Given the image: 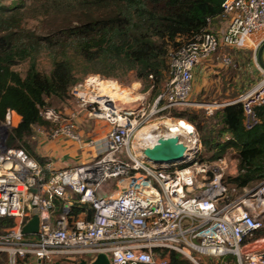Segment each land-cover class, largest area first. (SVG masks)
<instances>
[{
	"label": "built area",
	"instance_id": "2783aa9c",
	"mask_svg": "<svg viewBox=\"0 0 264 264\" xmlns=\"http://www.w3.org/2000/svg\"><path fill=\"white\" fill-rule=\"evenodd\" d=\"M221 8L223 27L202 31L168 53L167 75L151 113L203 105L210 115L219 107L239 103L243 127L249 130L256 125L254 109L264 106V48L260 63L256 51L264 43V34L257 41L251 36L264 31V0H224ZM247 47L254 52L259 73L253 86L230 102H190L197 65L221 48ZM220 61L232 64L226 54ZM86 86L90 93L95 90L92 84ZM100 96L79 94L88 115L107 121L109 131L100 141L90 140L88 147L94 154L74 166L57 168L54 159L39 163L21 148H7L14 113L7 111L0 122V255L5 256L4 264L90 263L98 254H104L109 264H170L171 253L189 264H264V236L255 235L264 225V180L229 192L222 159L218 164L197 159L201 146L191 124L181 133L182 139L175 136L185 146L180 161H144L139 152L129 149L136 125L131 116L144 114L117 109L114 100ZM73 118L52 128L48 138L80 143ZM111 180L116 182L115 189L99 198V190ZM75 205L91 209V216L84 212L74 218L70 212ZM33 210L37 230L25 234L22 229ZM3 219H12V224L1 227Z\"/></svg>",
	"mask_w": 264,
	"mask_h": 264
},
{
	"label": "trees",
	"instance_id": "16d2710c",
	"mask_svg": "<svg viewBox=\"0 0 264 264\" xmlns=\"http://www.w3.org/2000/svg\"><path fill=\"white\" fill-rule=\"evenodd\" d=\"M223 1L14 0L9 5L0 1V122L7 111L20 118L6 134V147L21 148L19 144L25 145L33 127L47 124L40 114L46 100L68 97L77 82L69 61L71 55L83 62L99 63L109 71L131 72L137 81L153 88L155 97L167 75L168 53L202 31H209L212 23L222 22ZM29 19H38L40 32L26 26ZM233 50L236 55L230 67L238 75L231 79L240 92H233L227 102L255 81L249 75L247 56L240 53L243 49ZM41 54L49 60L48 72L37 67ZM24 62L27 66L23 74L13 69ZM83 73L87 72L83 69ZM254 111L257 123L249 130L243 127L239 103L216 109L212 125L201 124L198 112L175 114L194 127L201 146L199 161L212 163L230 151L234 153L237 174L225 180L229 192H239L264 180V106ZM225 135L229 136L227 140ZM23 150L39 163L44 162L33 151ZM202 151L206 152L203 156ZM84 212L87 218L92 214L82 205L73 206L70 214L76 218ZM10 224L12 219L1 221V227ZM170 264L189 262L171 253Z\"/></svg>",
	"mask_w": 264,
	"mask_h": 264
},
{
	"label": "rangeland",
	"instance_id": "374dc122",
	"mask_svg": "<svg viewBox=\"0 0 264 264\" xmlns=\"http://www.w3.org/2000/svg\"><path fill=\"white\" fill-rule=\"evenodd\" d=\"M0 1L4 5H9L14 0ZM26 1L28 2L31 0ZM223 23H225V21H223ZM40 24L41 23L38 21V19H29L26 22V26L35 29L36 32H40ZM263 34L264 31L256 33L251 36V39L253 41H257L262 37ZM240 53L243 54V57L247 56L245 58H248V61L250 62V65L247 68L249 69V75L255 80V84L259 80V73L254 66V52L251 48H245L241 50ZM223 54H226L231 59L235 60L236 52H234V50L221 48L215 55L211 56L205 61H202L194 68L192 85L193 88H196V91L192 89L190 102L204 105L222 104L228 101L233 92L235 93L239 91L235 85V82L231 79V76L236 77V75H238V71L234 72V69H232L230 65H224L221 63L220 58ZM69 61L73 73L77 78L76 84L70 89L68 97L65 100L60 101L54 98L46 100L47 105L45 106V108L40 109V114L42 118L47 121V124L44 126L33 127L31 135L27 139L25 145L19 144L21 148L23 147V149L27 150L28 152H30V150L33 151L36 156H44L43 153L45 152V150H48V152L52 150L51 143L53 144L56 141L48 138V132L56 125L60 124L63 120L72 119L73 115L75 124L77 121L76 132L82 131V133H80V143H82V145L88 146V142L97 138L99 134L105 136L108 133L110 128L108 122L104 119L89 116L88 107L82 104L79 98V94L82 93L88 95H94V93H97L96 87H94V89L96 90L93 91L94 93H90V91L87 90L86 80H88L89 78H96L101 83H107L106 85L110 87L108 89L121 92V95L124 96V98H121L120 96H116L114 98V101L115 99L118 100L115 101L117 109L126 108L131 110H141V113L144 114V116L141 115L142 117L139 113L138 115L135 113L131 116L136 125L132 132L129 149L135 153L139 152L140 148L144 147L145 145H149L148 143L141 141V137L146 133L151 134L156 139L157 137L168 136V129L171 124L179 123V121H183L188 125L190 124L184 119L176 118L175 114L198 112L199 117L197 119L202 122L201 124L212 125L216 121L215 119H211L213 112H215L216 109L212 111V114L208 115L206 109L202 107L203 105L182 106L162 113H151V106L154 99V97H152L153 88L151 86H148V84H142L140 81H137L134 78L133 73L109 71L107 69H104L99 63L83 62L78 57L72 55L69 56ZM26 66V63L24 62L13 67V69L18 71L20 74H23ZM37 67L41 71H49V60L44 54H41L38 57ZM83 69L87 72L86 74L83 73ZM94 72L98 73L94 74ZM105 75H110V77H106ZM111 81L113 83H111ZM163 84L164 80L160 83L157 94L162 91ZM99 90L101 92L110 94L107 89L103 88ZM101 92H99V95L101 94ZM47 112H52L56 117H49L46 114ZM146 116L148 117L145 119ZM18 119L20 120V118L14 113L12 117L13 128L17 126L19 122ZM140 121H142V124H140ZM8 131L9 130H7V132ZM176 137L182 139V134H178L176 135ZM54 151H56V149H54ZM203 154L205 155L206 152L202 151L201 155L203 156ZM48 157H52V155H45L42 158L48 159ZM222 161L224 162L223 178L227 181V179L234 177L237 174L236 159L234 153L232 151L228 152L222 158ZM214 163L218 164V161H215ZM115 184L116 182L114 180L108 181L106 185H104L99 190L97 196L100 198L104 195V193L115 189ZM255 185L256 184H252L248 188L254 187ZM262 231L263 227L255 235L263 237L264 235L261 234ZM3 261H5V259L3 258V256H0V264H3Z\"/></svg>",
	"mask_w": 264,
	"mask_h": 264
},
{
	"label": "water",
	"instance_id": "95a60500",
	"mask_svg": "<svg viewBox=\"0 0 264 264\" xmlns=\"http://www.w3.org/2000/svg\"><path fill=\"white\" fill-rule=\"evenodd\" d=\"M264 43L258 48L256 56L260 63V57ZM141 158L151 163H172L180 161L185 153V146L179 142L175 136L157 137L152 144L144 146L139 150ZM37 230L36 211H32V217L23 227L22 232L25 234L35 233ZM57 264V263H55ZM79 264H109L108 258L104 254H98L95 259L86 263L81 260Z\"/></svg>",
	"mask_w": 264,
	"mask_h": 264
},
{
	"label": "crops",
	"instance_id": "0c3cea01",
	"mask_svg": "<svg viewBox=\"0 0 264 264\" xmlns=\"http://www.w3.org/2000/svg\"><path fill=\"white\" fill-rule=\"evenodd\" d=\"M223 26H224V23L222 20V22L219 21L216 23H212L208 29H209V31H217ZM247 48H249V47H247ZM87 83H89L88 80L86 81V84ZM111 83H113V82L111 81ZM192 89H194V91H196V88L195 87L193 88V85H192ZM97 93H99L98 89H97ZM115 101H118V100L115 99ZM76 126H77V121H76ZM76 129H77V127H76ZM77 133L79 135H81L80 133H82V131H78ZM103 137H104V135L102 136V134L101 135L99 134L97 136V138H95L94 140L100 141ZM62 139H64V138H58V139L53 140L56 142L53 144L51 143V147H52L51 149L52 150H50V152H48V150H45V152L43 153L44 156L45 155L46 156L52 155V157H48V158L55 160V167H57V168H59V167H70V166H74V165L80 164L82 162H85L95 152L94 149H92L91 147L82 145V143L74 142V141H71L68 139L67 140H62ZM48 147H49V144H48ZM54 149H56V151H54ZM44 156H41V157H44ZM3 258L5 259V256H3ZM3 264H4V261H3Z\"/></svg>",
	"mask_w": 264,
	"mask_h": 264
},
{
	"label": "bare ground",
	"instance_id": "6f19581e",
	"mask_svg": "<svg viewBox=\"0 0 264 264\" xmlns=\"http://www.w3.org/2000/svg\"><path fill=\"white\" fill-rule=\"evenodd\" d=\"M87 81V80H86ZM89 83H94L92 84L93 86L95 85L96 88L99 90V89H107L108 92L110 94H107L105 92H101L99 90V92H101V96H106V98H108L109 100H113L116 96H120L121 98H124V96L121 95V92H118V91H112L108 88H110L108 85H106L107 83H101L100 81H98L96 78H89L88 79ZM89 85V84H87ZM94 86V87H95ZM106 91V90H105ZM138 98V97H137ZM136 106V105H135ZM134 108V107H133ZM188 129H190V126L188 124H186L185 122L183 121H179V123H176V124H171L169 126V129H168V136H176L178 134H181L183 132H186ZM141 141L143 142H146L148 144H152L154 141H155V137L152 136L151 134L149 133H146L145 135H143L141 137ZM145 146H148V145H145ZM141 149V148H140Z\"/></svg>",
	"mask_w": 264,
	"mask_h": 264
}]
</instances>
